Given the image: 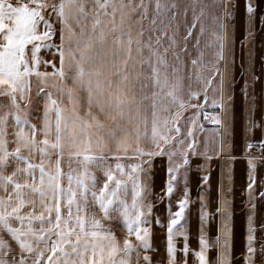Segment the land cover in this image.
Returning <instances> with one entry per match:
<instances>
[{
    "label": "snow or ice",
    "instance_id": "snow-or-ice-1",
    "mask_svg": "<svg viewBox=\"0 0 264 264\" xmlns=\"http://www.w3.org/2000/svg\"><path fill=\"white\" fill-rule=\"evenodd\" d=\"M204 7L194 0L189 23L176 0H0V264H164L149 255L153 225L166 228L167 264H187L193 168L198 264H264V104L255 91L257 82L264 91V0H244L239 40L240 0H213L202 45ZM33 81L42 107L32 106ZM237 160L246 165L238 253Z\"/></svg>",
    "mask_w": 264,
    "mask_h": 264
},
{
    "label": "crops",
    "instance_id": "crops-1",
    "mask_svg": "<svg viewBox=\"0 0 264 264\" xmlns=\"http://www.w3.org/2000/svg\"><path fill=\"white\" fill-rule=\"evenodd\" d=\"M163 2H171V0H163ZM194 2V0H176V3L180 6L181 9L184 7H188V16L187 20L189 23H191L192 19V9L191 5ZM197 4V12L200 10V5H204V15L201 17L202 22L206 26L205 34L201 37V44L203 45L204 41L210 38V30H211V15L213 12V9L211 8V4L213 0H195ZM243 3L244 0H240L241 8L238 13V25H237V40L243 35L244 31V17H243ZM184 34L183 25H181V32L180 35ZM260 41V35H257V45H259ZM207 51V50H206ZM260 48L257 47V53H259ZM44 55L45 59H52L51 55L48 53H42ZM193 55H195V52L193 51ZM207 58V55L206 57ZM237 76L240 79V83L236 86V104L237 108L239 109L242 106V97L240 95V86L242 84V78L239 77V68H237ZM69 84L71 81L68 82ZM35 87V81H33V88ZM255 91H256V99L257 104H264V91H262L261 85L259 82L255 85ZM211 111V109H209ZM239 124L237 123V131L239 132ZM205 127L208 130L209 133H211L213 126L205 122ZM257 138H259V134H257ZM199 163L197 160H193V164ZM258 170L264 169V161H258ZM246 169V165L244 161L237 160L234 165V193L233 196V212H234V218H233V248L234 252H242L244 248V227H245V210L244 206L242 204V201L244 200L243 195L241 194L242 189H244L245 186V180H244V172ZM164 171L163 166L158 163L157 169H156V176L155 179V190L159 191V189L163 186L164 181ZM199 171L196 168H193L192 171L189 174V188H190V195L192 197V202L189 205L188 208V221H187V228L186 231L188 233V244H189V253L187 256V264H198L196 258L193 255L194 250H198L199 246L197 243L198 238V208H199V200L197 199L198 196V184H199ZM219 177V173L217 170H212V191L211 196L215 197L217 195V189H216V181ZM181 193L177 192V196H179ZM216 204L215 201L212 200L210 203L209 211L214 210ZM156 210L160 213L161 219L166 225V217L167 213L163 210L162 205H157ZM172 210H176V202L175 197L172 200ZM117 235L120 237H123V232H121L119 229L116 230ZM153 237H152V245L154 251H151L149 255L152 257L154 261L160 262L163 261L164 264H167V257H166V228L165 227H156L153 225ZM216 235V228L215 225L211 227V229L208 232L209 238H213ZM176 241V247L177 249H180L184 243L183 236L177 235L175 237ZM210 255H215V250L213 249L210 252ZM182 254L177 251V259H181ZM133 264H135V258H133ZM143 264V262H141Z\"/></svg>",
    "mask_w": 264,
    "mask_h": 264
},
{
    "label": "rangeland",
    "instance_id": "rangeland-1",
    "mask_svg": "<svg viewBox=\"0 0 264 264\" xmlns=\"http://www.w3.org/2000/svg\"><path fill=\"white\" fill-rule=\"evenodd\" d=\"M53 91L55 92V89H53ZM32 106L33 107H37V106L42 107V103L40 105H37V97L35 96V87L33 88ZM36 114L37 113L34 111L33 112V116L35 117ZM106 122L109 123V124H111V121H106ZM33 123H38V121H36L35 119H33ZM109 162H111L114 165L116 161H115V159L113 157H109L108 160L105 161V163H109ZM95 171H96V175L98 177H100L101 176V172L99 171V168H96Z\"/></svg>",
    "mask_w": 264,
    "mask_h": 264
}]
</instances>
